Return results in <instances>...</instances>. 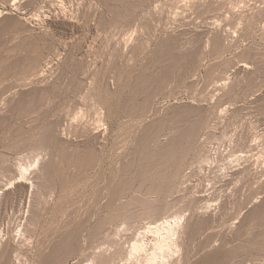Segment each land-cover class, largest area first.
<instances>
[{"label":"rangeland","instance_id":"rangeland-1","mask_svg":"<svg viewBox=\"0 0 264 264\" xmlns=\"http://www.w3.org/2000/svg\"><path fill=\"white\" fill-rule=\"evenodd\" d=\"M1 186L0 264H264V0H0Z\"/></svg>","mask_w":264,"mask_h":264},{"label":"bare ground","instance_id":"bare-ground-1","mask_svg":"<svg viewBox=\"0 0 264 264\" xmlns=\"http://www.w3.org/2000/svg\"><path fill=\"white\" fill-rule=\"evenodd\" d=\"M13 1H15V0H13ZM222 83V82H221ZM216 87V86H215ZM209 153V152H208ZM211 153V152H210ZM241 157V156H240ZM247 157V156H246ZM247 160V159H246ZM41 161V160H40ZM206 162V161H205ZM207 163V162H206ZM200 166V165H199ZM201 170H203V169H201ZM16 171V170H15ZM17 172V171H16ZM236 174V173H235ZM237 175V174H236ZM31 178V177H30ZM8 187V186H7ZM7 187L6 186H1L0 187V194H3V192H5L6 190H7ZM33 190V189H32ZM33 194V193H32ZM31 195V194H30ZM243 216V215H242ZM175 217V216H174ZM178 220V219H177ZM177 220H168V221H162V222H160V223H158V224H156V226H154L153 228H151V229H149V230H151L152 232H154V233H156V235H158V237H156L155 236V238H153L152 237V239H151V242H153L154 244H153V247H155V248H157V250H162L163 248H165V247H167L169 250H172L173 249V247H174V244L176 243L175 242V240H174V238L172 239L171 237H170V235H171V233L173 232V227L174 226H179V224H178V222H180V221H177ZM241 221V220H240ZM181 222H183V221H181ZM177 224V225H176ZM153 225V224H152ZM177 226V227H178ZM151 227V226H150ZM176 228V227H175ZM148 229V228H147ZM146 230V229H145ZM146 233V232H145ZM174 233V232H173ZM176 233H177V231H176ZM175 233V234H176ZM153 234V233H152ZM164 235V236H163ZM162 236V237H161ZM172 236V235H171ZM164 237V238H163ZM174 240V241H173ZM118 241V240H117ZM135 241H139V240H135ZM141 241V240H140ZM12 244V243H11ZM148 244V243H147ZM141 245V244H140ZM139 244H137V243H135V244H133L131 247V249H132V251H135L136 252V250L138 251V250H140V246ZM152 245V244H151ZM13 246H15V245H13ZM12 246V247H13ZM144 246V245H143ZM142 248V247H141ZM159 248V249H158ZM174 248H176V247H174ZM152 250V249H151ZM153 250H156V249H154L153 248ZM164 251H165V249H163ZM167 250V249H166ZM175 250V249H174ZM173 250V251H174ZM5 251V250H4ZM12 251H14V250H12V248H11V252ZM95 251H97V250H95ZM115 251V250H114ZM178 251V250H177ZM100 252V251H99ZM98 252V253H99ZM175 252V251H174ZM111 253V252H110ZM105 254V253H104ZM151 255L149 256V258H148V261H147V263L148 264H153L154 263V261L155 260H157L156 259V257H157V254L155 253V252H151L150 253ZM106 255V254H105ZM111 255V254H110ZM134 255V254H133ZM109 256V255H108ZM145 256V255H144ZM164 256V255H163ZM95 257V256H94ZM127 257V256H126ZM141 257V256H140ZM159 257V256H158ZM166 257H168V256H166ZM172 257V256H171ZM16 258V257H15ZM99 258H100V256H99ZM143 258V257H142ZM115 259V258H114ZM159 259V258H158ZM15 260V259H14ZM146 260V259H145ZM144 260V261H145ZM164 260V259H163ZM116 261V260H115ZM125 261V260H124ZM143 261V262H144ZM20 262V261H19ZM127 262V261H126ZM164 262V261H163ZM163 262H162V264H163ZM145 263V262H144ZM144 263H142V264H144ZM18 264V263H17ZM159 264V263H158Z\"/></svg>","mask_w":264,"mask_h":264}]
</instances>
